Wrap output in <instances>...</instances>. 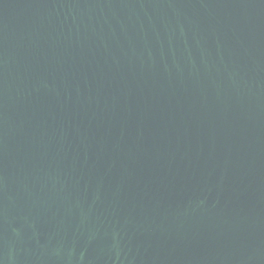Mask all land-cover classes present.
Returning <instances> with one entry per match:
<instances>
[{
	"label": "water",
	"instance_id": "water-1",
	"mask_svg": "<svg viewBox=\"0 0 264 264\" xmlns=\"http://www.w3.org/2000/svg\"><path fill=\"white\" fill-rule=\"evenodd\" d=\"M0 264H264V0H0Z\"/></svg>",
	"mask_w": 264,
	"mask_h": 264
}]
</instances>
